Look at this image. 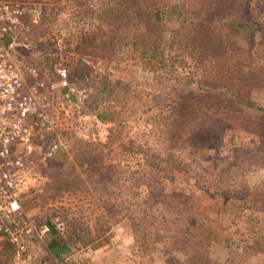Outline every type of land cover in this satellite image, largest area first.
Wrapping results in <instances>:
<instances>
[{"label": "rangeland", "instance_id": "rangeland-1", "mask_svg": "<svg viewBox=\"0 0 264 264\" xmlns=\"http://www.w3.org/2000/svg\"><path fill=\"white\" fill-rule=\"evenodd\" d=\"M16 1L44 16L32 45L10 50L22 82L33 65L56 85L64 67L69 86L65 99L53 88L52 129L34 141L58 144L40 189L19 193V213L1 212L18 232H0V264H264V134L245 126L264 105V0L250 2L244 27L242 0H100L101 12L91 0ZM46 39L81 62L40 68ZM188 89L206 91L196 104L208 127L170 115ZM106 104L115 113L99 122ZM242 183L257 196L239 199ZM47 221L68 246L60 259L46 248Z\"/></svg>", "mask_w": 264, "mask_h": 264}, {"label": "built area", "instance_id": "built-area-1", "mask_svg": "<svg viewBox=\"0 0 264 264\" xmlns=\"http://www.w3.org/2000/svg\"><path fill=\"white\" fill-rule=\"evenodd\" d=\"M42 18L40 3L0 0V232L13 239L18 228L6 224L1 212L4 210L6 216L19 213V193L40 189L41 166L53 157L58 144L53 137L43 147L34 141L52 129L50 107L52 100L58 98L53 95V88L59 89L61 99L68 96L64 67L56 69L58 78L54 85L42 80L35 66H25L30 77L25 84L10 57L12 46L29 45L31 27Z\"/></svg>", "mask_w": 264, "mask_h": 264}, {"label": "trees", "instance_id": "trees-1", "mask_svg": "<svg viewBox=\"0 0 264 264\" xmlns=\"http://www.w3.org/2000/svg\"><path fill=\"white\" fill-rule=\"evenodd\" d=\"M221 1L224 2V5L226 7L229 0H221ZM242 1L247 5V7L244 5V3H242L243 5H241L240 10L242 11L241 17H242L243 21H242V23H239L238 25L244 27L245 23L246 24L247 23H249V24L254 23L253 19H254L255 14L253 15V13L251 11L252 6H250V2L254 1L255 7H256L257 1L256 0H242ZM102 4L103 3L100 2V0H91V3H87L88 7L92 6V8H93V7L98 6L99 12H101L103 10ZM118 4H121V2H119V3L116 2L115 6H117ZM255 7H254V12L256 13L257 10ZM133 12L135 14H137L136 11L133 10ZM140 16L142 17L141 14H140ZM250 28H252V27L250 26ZM78 34L79 35L75 36V38L79 39V40H83V34H85V33H81L79 31ZM29 40H30L29 45H32L33 38L29 37ZM29 45H28V47H29ZM39 46H40L39 47L40 48L39 64H40V68H42V69L52 68V66L55 65L58 62V60H60V63H64V61H65V63L67 64L66 59H69V58L70 59H77V61H78L79 57H81V56H79V53H76L73 50H72L73 53H70V51L68 49H61L59 47V43L57 42V40H54V39L49 40V41H48V39H46L45 41L42 40L41 44H39ZM55 46H57V47L55 48ZM15 48L20 49L21 46H17ZM73 49H74V47H73ZM79 49H82V48L79 47ZM79 61H80V59H79ZM70 67H71V65H70ZM84 74L88 75V72L84 71ZM86 75H84V76H86ZM67 76H68V73H67ZM237 82H239V85H240L239 89H238V93L240 95L248 96V94H249L248 92L242 93V90L244 88L245 83L242 80L237 81ZM241 87H242V89H241ZM201 92L195 94V91L193 89H188L184 95H182V93H181L180 97L177 100H175L171 106H169V109H170L169 111L171 112L170 115H174L175 118H178L179 120H183L186 118L184 120V122H193V123L199 124L201 127H208V121L209 120L202 119V116H206V110L203 109L204 104H201V105H199L198 103L196 104V100L201 101L202 97L206 96L205 95L206 91H203L202 93ZM193 93L196 95V98L191 97V95ZM193 99H194V102H193ZM206 100H208V99H206ZM208 101H205V102L207 103ZM258 107L260 108V110H262V113L258 114V115L256 114L253 117L246 116L245 118L247 121L246 122L247 125H245V126L249 127V128H247V130H249L250 132L257 134L258 136H262L264 134V105L263 106L259 105ZM108 108H109V105L106 104V106H102V107L96 109V113L94 114L95 119L99 122H104V120L106 119V115L111 114V113H115V111H114L115 109L109 110ZM184 113H186V114H184ZM192 116H194V117H192ZM195 116H196V118H195ZM174 132H177L176 127H173L172 133H174ZM172 136H173V134H172ZM230 180H232V178H230ZM239 187H240L239 192H241L239 199L242 197L243 194H244L245 199L257 196V194L254 193V191H249L247 185H245L244 183L240 184ZM10 215H13V214H10ZM15 224H16V222H15ZM16 225H18V224H16ZM16 225H14V226H16ZM45 225L47 227L45 232H44V239H45L46 248L53 258L60 259L61 256L69 250L66 242L63 240V234L58 232L54 228V225H52L48 221L45 223ZM189 225L191 227H194L196 225V222L195 221L190 222ZM188 232L191 233L192 228L189 229ZM209 232H211V231H209ZM212 234H213L212 232L209 233V240H211V241L217 239L216 235L215 234L212 235ZM198 237H199V239L207 240V237L202 235V234H199V232H193V234H191V238L197 239ZM8 240H9V238H8ZM142 242H143V240L141 239V243ZM5 243L7 246H10L13 249V243H9V242H5ZM186 263H190V261L184 262L182 260L181 261L178 260V261H175L174 264H186Z\"/></svg>", "mask_w": 264, "mask_h": 264}, {"label": "water", "instance_id": "water-1", "mask_svg": "<svg viewBox=\"0 0 264 264\" xmlns=\"http://www.w3.org/2000/svg\"><path fill=\"white\" fill-rule=\"evenodd\" d=\"M5 43L7 42V37L4 39Z\"/></svg>", "mask_w": 264, "mask_h": 264}]
</instances>
